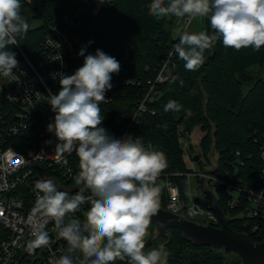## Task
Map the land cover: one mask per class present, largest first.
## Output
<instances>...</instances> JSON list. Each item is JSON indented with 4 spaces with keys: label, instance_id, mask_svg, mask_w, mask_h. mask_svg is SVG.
Masks as SVG:
<instances>
[{
    "label": "clouds",
    "instance_id": "clouds-1",
    "mask_svg": "<svg viewBox=\"0 0 264 264\" xmlns=\"http://www.w3.org/2000/svg\"><path fill=\"white\" fill-rule=\"evenodd\" d=\"M21 6V0H0V76L12 81H17L14 69L19 68V61L17 54L7 49L19 45L17 38L23 39L29 31ZM148 10L157 19L184 18L187 25L196 18H208L212 35L184 30L174 45V53L188 71H196L205 63L204 52L217 39L236 51L248 47L259 51L264 46V0H151ZM86 47L78 52L84 62L74 74H52L59 80L60 90L56 94L50 91L47 100L55 113L54 122L47 125L57 140L55 151L61 157L75 152L79 172L74 181L83 186L69 196L50 179L35 182L34 213L45 223L53 221L57 235L70 245L68 254L51 264H112L125 257L128 264H168L171 253L164 245L145 251V237L159 211L161 191L168 187L157 183L168 167L166 155L150 143L146 145L143 137L125 134L117 138L101 126L104 116L100 104L112 88V74H118L121 66L101 49L85 55ZM54 61L63 64L60 52ZM181 110L183 105L175 100L164 105L165 112ZM184 111L186 118L192 115L190 109ZM62 162L67 164V159ZM84 204H90L86 223L81 225L71 218L66 222L68 214ZM83 231L89 234L82 235ZM34 235L31 250L49 244L43 228ZM77 250L83 258L71 255Z\"/></svg>",
    "mask_w": 264,
    "mask_h": 264
},
{
    "label": "trees",
    "instance_id": "trees-1",
    "mask_svg": "<svg viewBox=\"0 0 264 264\" xmlns=\"http://www.w3.org/2000/svg\"><path fill=\"white\" fill-rule=\"evenodd\" d=\"M73 2L74 0H21V14L28 24L31 21H38L40 24L29 28L23 39L17 38L19 46L44 74L50 67L43 48L48 26L52 22H61V8L69 7ZM150 2L151 0H111L96 14L83 18L86 26L93 25L91 30L87 27L83 33L92 34L93 45L97 49L128 61L118 74H112L111 83H117L108 91L113 101L100 104L101 115L104 116L101 126L117 138L122 136L123 127L128 124L137 102L144 94L143 87L154 80L162 62L173 52L175 65L172 78L161 87V97L151 106L155 115L146 116L142 126L129 131L133 137H143L146 145L150 143L156 150L165 153L168 167L160 174L163 177L158 178L157 183H164L166 179L176 180L185 194L186 178L175 179L172 175L192 171L186 162L187 155L195 161L194 155L207 160L213 153L218 155L216 175L230 184L231 180L226 174L232 171V163L239 160L236 153L240 152L246 162L240 168L244 184H264L252 169L254 163L256 165L260 162L259 149L264 145V80L255 77L250 71L255 66L264 67V46L259 51H254L251 47L236 51L225 48L222 40L217 39L214 46L204 52L205 63L196 71H188L184 67V61L174 53V45L179 37H173L169 27L170 20L149 15ZM205 24L204 30L212 35L213 30L207 17ZM11 49H14L13 46H9L7 50ZM83 62L84 60L74 62L71 74ZM130 79L141 81L140 86L127 85L126 82ZM169 100L179 102L184 110L190 109L192 115L186 118L184 110L165 112L164 105ZM47 125L44 126L42 121L36 123L30 134L22 139L23 142H14L15 148L20 152H27L48 138L50 132L47 131ZM195 128H200L203 137L199 151L193 153L194 147H185L182 140L186 133L191 134ZM249 154L254 156L253 161L247 160ZM197 164L204 167L202 159ZM71 165L78 174L79 160L76 155ZM165 175L169 177L165 178ZM69 185L76 183L71 181ZM216 193L220 209L233 218L231 228L236 233H242L244 230L236 219L239 212L229 208L228 188H218ZM160 196L166 198L165 188ZM163 207L164 203H161L160 208ZM164 240V247L171 253L168 264H243L238 255L224 249L213 250L207 246L194 245L192 241L185 240L176 229H169ZM251 240L256 242L253 237ZM151 244L149 242L145 248ZM69 247L68 244L66 254ZM71 255L83 258L78 250ZM227 256L233 258L227 260ZM112 264H128V258L117 259Z\"/></svg>",
    "mask_w": 264,
    "mask_h": 264
},
{
    "label": "built area",
    "instance_id": "built-area-1",
    "mask_svg": "<svg viewBox=\"0 0 264 264\" xmlns=\"http://www.w3.org/2000/svg\"><path fill=\"white\" fill-rule=\"evenodd\" d=\"M94 4L95 0H74L69 7L61 8L63 14L61 22L49 24L43 48L50 67L45 74L37 69L19 45H13L14 49L11 50L17 54L16 58L19 61V68L14 69L17 81L0 76V264H21L22 262L51 264L52 261L66 254L67 245H57L61 238L57 235L54 222L48 220L45 223L43 218L34 213L36 203L34 185L38 180L50 179L57 188L60 186L67 192L83 187L77 184L69 185V182L74 181V176L77 175L71 165L75 152L71 155L65 154L64 157L55 156L53 142L57 143V140L53 133L27 152L18 151L14 142H23L22 139L30 134L36 123L42 121L46 126L54 122L55 113L47 104V100L50 91L53 94L59 92L60 84L52 74L62 72L71 75L72 64L84 60L83 56L78 55L83 46H87L85 55L95 54L97 47L93 45L92 34L83 33L87 27L88 30L93 28V25L86 26L83 18L97 13L94 11ZM177 23L182 24L187 31L192 24H185L184 18ZM203 31L206 30L203 29ZM89 41L92 43L89 44ZM57 52L62 54L63 64L54 61ZM106 54L110 55L108 52ZM115 58L120 63V70L124 69L127 59L119 56ZM173 58L172 52V55L162 62L154 80L143 87L144 94L137 102L128 124L123 127L122 136L129 134L130 129L142 126L146 116L155 115L156 112L151 106L161 97V87L172 78L175 65ZM114 83L112 82V86L115 85ZM126 84L135 87L140 86L141 81L130 79ZM105 95L104 104L111 103L113 98L109 92L107 91ZM183 139L189 140L190 134L186 133ZM259 150L260 162L256 165L254 163L252 169L260 180L264 181V145H261ZM236 155L239 160L232 163V171L226 174L231 180L230 184L216 175L218 155L212 153L207 160H204V167L200 172L191 171L172 175L175 179L186 178V192H190L191 196L186 195V192L182 193L178 181L166 179L164 182L168 185L165 188L166 198L163 199L160 196V204L164 203L163 209L174 215L183 216L198 224L218 227L220 221L217 215L210 210L209 205L201 203L193 195L190 181L192 177H195L200 188L204 181L205 189L213 192L217 199L216 190L227 187L229 208L239 212L236 219L241 223L240 226L244 230L242 233L250 238L253 237L256 240L254 243H264V184H244V179L240 176V168L244 167L246 162L240 152ZM196 156L194 155V160ZM65 158L67 164L62 162ZM254 159L252 154L247 156L248 161ZM160 177L163 176L160 175ZM86 194L91 195L90 191ZM203 195L209 203L207 196L204 193ZM89 208L88 204L82 205L75 213L68 214L66 222L69 218L79 223L86 222ZM228 218L233 221V218ZM198 219L203 223L197 222ZM41 228L48 233L50 242L47 246L33 251L29 248V243L35 239L34 232ZM88 234L87 232L85 236ZM34 252L36 254L33 256Z\"/></svg>",
    "mask_w": 264,
    "mask_h": 264
},
{
    "label": "water",
    "instance_id": "water-1",
    "mask_svg": "<svg viewBox=\"0 0 264 264\" xmlns=\"http://www.w3.org/2000/svg\"><path fill=\"white\" fill-rule=\"evenodd\" d=\"M198 161L199 156L197 155L195 162ZM204 185L205 183L202 181L201 190L207 196L209 208L217 215L221 227L198 224L183 216H177L163 208H159L157 214L152 217L158 237L165 238L169 229H176L185 240L192 241L196 246H207L213 250L224 249L238 255L242 259L243 264H264V243H254L250 236L244 233H236L231 228L232 220L220 209L218 199L214 193L205 189ZM58 190L67 192L60 186H58ZM79 190L80 188L67 193L72 196ZM88 206L90 207V204ZM85 223L80 224L84 225ZM161 223L164 224V227H161ZM86 233L87 231H83L82 235ZM57 245L66 246L68 242L61 238ZM35 254L36 252L33 253V256Z\"/></svg>",
    "mask_w": 264,
    "mask_h": 264
},
{
    "label": "rangeland",
    "instance_id": "rangeland-1",
    "mask_svg": "<svg viewBox=\"0 0 264 264\" xmlns=\"http://www.w3.org/2000/svg\"><path fill=\"white\" fill-rule=\"evenodd\" d=\"M111 0H105L104 3H101L100 0H95V4H94V11L98 12L100 10V8L105 7L107 5L108 2H110ZM168 20H170L169 22V27L172 31L173 37L174 38H178L180 36V34L182 33V31H184V26L180 23H177L178 20L183 19V18H176L173 16H169L167 17ZM172 19V20H171ZM39 22L38 21H31L29 23V28H35L37 26H39ZM205 17L203 18H196L192 21L191 27L189 29L188 32H199V31H203V29L205 28ZM251 73H253V75L255 77H259L262 78L264 80V67L260 68L259 66H255L253 68H251ZM203 137V133L200 130V128H195L193 130V132L190 134V139H183V145L185 147H190L193 146V153H195L196 151H199V144H200V140ZM55 145L56 142H53V148L55 151ZM55 156H60L56 151L54 152ZM216 156V155H215ZM202 161L204 162V157L201 158ZM186 162L188 163V167L189 169H191L194 173H198L200 172L202 169L201 167L193 160H191L190 155L186 156ZM207 166V163H205ZM191 189H192V193L193 195L197 198L198 201H200L201 203H207V201L205 200V196L203 195V192L200 188V185L197 181V179L195 177L191 178ZM199 223H203L202 220H196ZM151 242V246L148 247L147 249L145 248V251H150L153 248H158L160 245H164L165 240L164 238H160L158 237V232L156 230V226L154 223H151L149 228H148V235L145 237V246ZM196 252V251H195ZM201 253V251H199ZM233 258V256H227V260H231Z\"/></svg>",
    "mask_w": 264,
    "mask_h": 264
}]
</instances>
